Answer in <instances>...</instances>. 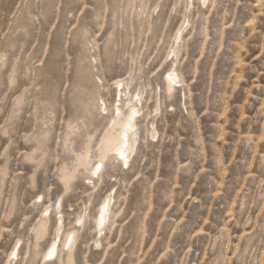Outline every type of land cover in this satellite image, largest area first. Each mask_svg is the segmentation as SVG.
<instances>
[{"label":"clouds","instance_id":"clouds-1","mask_svg":"<svg viewBox=\"0 0 264 264\" xmlns=\"http://www.w3.org/2000/svg\"><path fill=\"white\" fill-rule=\"evenodd\" d=\"M8 2L0 264H264V0Z\"/></svg>","mask_w":264,"mask_h":264},{"label":"rangeland","instance_id":"rangeland-1","mask_svg":"<svg viewBox=\"0 0 264 264\" xmlns=\"http://www.w3.org/2000/svg\"><path fill=\"white\" fill-rule=\"evenodd\" d=\"M20 6H21L20 5V0H9V2L6 3L3 6V13H4L5 18L7 19L9 17L15 16L17 14ZM248 51H249V53H251V52H253L255 50L249 49ZM246 63H248V62L246 61ZM251 63L258 65L259 64V60L258 59L252 60ZM261 71H264V69H259L258 68L256 72L250 73L249 75L251 76V79H248L246 77V79L244 81H242L240 83V86L236 89V94L235 95L239 96L240 93L243 91V88H244L245 85L251 86L252 80H255L258 84H264V76H260V72ZM253 91L255 92V91H257V89H253ZM234 99H235V96H234ZM206 119H207L206 116L203 117L201 123H203V120H206ZM181 135H183V133H181Z\"/></svg>","mask_w":264,"mask_h":264}]
</instances>
